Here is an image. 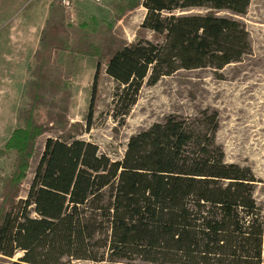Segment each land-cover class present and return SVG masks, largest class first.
Returning <instances> with one entry per match:
<instances>
[{"label": "trees", "instance_id": "trees-1", "mask_svg": "<svg viewBox=\"0 0 264 264\" xmlns=\"http://www.w3.org/2000/svg\"><path fill=\"white\" fill-rule=\"evenodd\" d=\"M251 0H119L110 18L145 10L138 37L115 51L105 40L87 55L97 59L94 95L102 71L113 81V118L124 124L143 86L181 71L239 63L251 53L249 34L234 19ZM203 14L189 15L190 10ZM60 6L48 22L34 58L47 48L66 50L70 37ZM226 12L230 17H221ZM93 26V25H91ZM83 29V28H81ZM95 29V28H94ZM139 35V34H138ZM64 36L65 42L59 39ZM140 36V35H139ZM16 127L0 149L14 154L12 172L0 180V264H263L264 211L255 200L249 168L227 164L216 143L218 113L170 115L129 138L119 160L77 138L54 97L62 86L35 65ZM57 93V94H56ZM43 112L44 118H42ZM69 126V130L66 128ZM47 138L25 199H19L38 140Z\"/></svg>", "mask_w": 264, "mask_h": 264}, {"label": "rangeland", "instance_id": "rangeland-1", "mask_svg": "<svg viewBox=\"0 0 264 264\" xmlns=\"http://www.w3.org/2000/svg\"><path fill=\"white\" fill-rule=\"evenodd\" d=\"M31 1L0 0V149L16 127L18 110L27 108L30 103L23 94L24 86L31 80L35 65L40 64L48 78L62 86V90L49 99L58 102L69 125L79 123L83 126L77 138L97 145L100 153L113 161L121 158L131 136L170 115L194 117L204 109L217 112L216 143L223 150L225 162L252 171L258 181L255 200L264 211V0H251L246 14L234 17L249 34V55L220 71H181L162 78L153 87L143 86L122 125L120 118L112 117L115 114V84L102 71L96 85L95 108L89 128L86 119L97 59L88 56L87 52L105 40L110 43L112 52L135 42L138 37L152 41L150 33L139 31L145 10L138 7L118 23L109 18L102 25L90 23L87 32L82 31L80 21L69 19L70 37L66 41L62 36L59 41H66L70 47L66 50L44 49L41 59L34 58L39 48L38 32L28 22L33 11L29 9ZM54 4L57 6L56 1ZM203 12L195 9L186 14ZM219 15L230 17L226 12ZM41 115L44 118L43 112ZM60 131L54 128L38 140L19 199L26 198L46 139L59 137ZM13 162L14 154L0 157V180L9 177ZM63 264L108 263L65 261Z\"/></svg>", "mask_w": 264, "mask_h": 264}, {"label": "crops", "instance_id": "crops-1", "mask_svg": "<svg viewBox=\"0 0 264 264\" xmlns=\"http://www.w3.org/2000/svg\"><path fill=\"white\" fill-rule=\"evenodd\" d=\"M54 1L56 0H32L29 5V9L33 11L30 14L28 22L38 32V48L40 47L41 35L47 23L50 22L54 24V22L57 21L56 15L51 13V6L52 4L54 5ZM118 1L119 0H74L70 13L63 11L66 16L63 23L64 28L67 29V31L71 30V21L69 19L80 21L83 28L82 31L84 32L89 30L90 23L102 25L107 22L108 18L111 19L110 17L114 14L113 10H111V5Z\"/></svg>", "mask_w": 264, "mask_h": 264}, {"label": "built area", "instance_id": "built-area-1", "mask_svg": "<svg viewBox=\"0 0 264 264\" xmlns=\"http://www.w3.org/2000/svg\"><path fill=\"white\" fill-rule=\"evenodd\" d=\"M74 0H56L58 6H60L64 12L70 13Z\"/></svg>", "mask_w": 264, "mask_h": 264}]
</instances>
